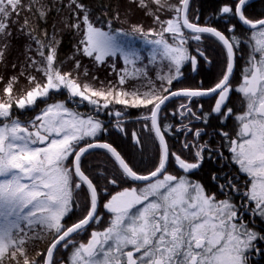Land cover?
<instances>
[{"label": "snow or ice", "instance_id": "snow-or-ice-1", "mask_svg": "<svg viewBox=\"0 0 264 264\" xmlns=\"http://www.w3.org/2000/svg\"><path fill=\"white\" fill-rule=\"evenodd\" d=\"M130 2L144 9L160 26L159 32L151 30L159 37L151 43L159 46L161 58L169 61L168 72L157 77L161 82L159 87L144 70L137 69L131 74L122 70L120 86L129 78L139 79L137 72L147 78L150 87L142 94L139 88L128 91L111 83L97 89L81 84L79 77L71 72L60 71L55 61L60 44L58 33L63 29H57L54 22L49 33L46 25L50 14L60 15L64 10L63 0H53L52 4L42 0L27 3L0 0V40L4 41L0 62L4 61L8 48L10 24L18 23L13 16L18 18L20 12L26 11L36 22L25 16L19 30L37 45L40 57L39 60L28 57V67L44 77L41 82L36 76L27 75L30 87L14 95L13 86L19 78L13 76L0 97V264H4L5 258L10 264H251V254L264 255V248L258 246L264 242V232L245 222L242 216L247 208L252 217L264 220V17L251 19L246 15L250 0H231L218 10L255 30L248 40L250 50L242 80L234 87L235 59L242 44L235 34V25H230L227 29L230 35H225L216 27L195 22L199 17L189 18L190 0ZM66 7L69 16L62 17L60 22L65 29L80 35L78 53L98 63L120 53L126 63L135 65L138 54L118 43L120 30L112 29L111 21L107 22L109 30L105 31L90 19L89 9L81 0H68ZM162 13H171V18L161 20ZM115 18L119 19V14ZM41 22L45 27H40ZM133 32H143L142 26L134 25ZM166 33L171 34L172 43L165 38ZM205 34L214 37L226 50L220 76L208 88L174 90L173 82L183 77L184 64L190 62L193 70L197 64V57L187 47L188 41L200 42ZM31 49L29 44L28 50ZM196 52L211 63L199 47ZM80 68V62L75 60V69ZM87 74L85 69L84 75ZM64 90L68 94L66 100L52 101L53 95ZM233 92L240 94L238 114L228 106ZM205 96L214 97V105L204 112L203 105L197 103L201 110L198 115L193 110V101ZM176 97L184 98L185 102L172 115L189 121L180 130L192 133L193 140L182 144L183 151L193 150L191 159L170 152L162 130L171 128L161 124L162 106ZM68 100L77 104L87 102L97 112L109 109L110 105L146 108L148 114L143 119L148 123L144 128L159 141L152 169L142 174L112 144L94 142L97 134L105 131L103 121L70 108ZM38 101L45 107L33 120L24 121L13 110L14 105L19 110L33 109ZM213 114L222 121L235 117L238 125L235 138L223 129L217 134L224 142L221 147L231 153L228 159L246 177L241 186L238 176L213 174L212 179L218 182L217 188L224 199H218L191 178L206 154L208 158L214 154L224 159L219 149L213 153L211 145L200 143L204 129L189 127L193 120L207 124ZM114 115L121 117L124 112L118 110ZM133 136L140 145V138L135 133ZM97 148L105 150L113 167L108 170L97 165L93 169L89 164L86 172L83 160ZM170 158L181 174L168 171ZM99 180L105 181L102 189L98 188ZM136 182L144 183L138 186ZM124 184L129 186L111 194L102 204L110 214L106 226L91 230L86 241L78 239L92 225L101 223L100 191L107 192L108 185ZM233 194L243 199L237 203ZM77 207L81 208V215L69 223L68 218ZM49 237L46 252L36 254L42 261L30 259L26 247L29 241H44ZM59 249L70 252L66 262L57 258Z\"/></svg>", "mask_w": 264, "mask_h": 264}, {"label": "trees", "instance_id": "trees-1", "mask_svg": "<svg viewBox=\"0 0 264 264\" xmlns=\"http://www.w3.org/2000/svg\"><path fill=\"white\" fill-rule=\"evenodd\" d=\"M262 0H259V3ZM25 3L28 2V0H24ZM43 3L46 4H52L53 0H42ZM83 4H85L89 9L90 19H92L95 23H97L98 26H101L105 28L106 30H109L107 27L108 20L111 21V28L115 30H120V33L123 35V37H143V38H156L157 35L153 34L151 30H155V32L160 31V26L154 22L153 18L149 15H146L145 12H141L138 9H134L133 11H130L131 5L129 4V7H126L125 2L123 0H81ZM172 3H176L177 0H171ZM68 3V0H63L64 10L61 12L60 15H56L55 13H52L49 15V18L47 20V29L49 33L53 31L52 25L55 22L57 29H63V31H60L58 33V39H60L59 48L57 51V57L55 64L59 65V68H75V60H78L80 62L81 68L78 69L79 71L87 69L89 72H87L89 78H92L93 72L96 70L97 66L104 64V63H97L93 60L91 57L84 56L82 53H78L76 51V46L79 43L80 35L76 33L75 30H68L64 28V24L61 23L62 17L69 16L68 9L66 7ZM231 3V0H191L190 4V14L189 17H196L197 13L199 11V8L201 7V12L203 15H211V13L214 12L215 9H218L221 5ZM122 5V11L123 14L127 12L128 15H131L132 17H136L135 21L139 20L142 21L143 24L149 23L150 30H144L142 32H133V28H131L130 24L131 21L128 22V25H125L123 23H120V17L118 21H113V15H115L116 10H118ZM57 7H61V5H56ZM27 16L28 19L32 20L33 23L36 22V18L26 11H22L19 14V17L17 18L15 15L13 16V20H18V22H22L24 20V17ZM98 18V19H97ZM171 18V13H162L161 14V20H166ZM133 23V22H132ZM20 26L19 24H15V27ZM152 26V27H151ZM40 27L43 28L45 25L43 22H41ZM242 29L244 27L240 26ZM126 33V35H125ZM17 38H20L19 41L24 43L26 45L24 50H20V55L15 58H8V60L12 59V64H10L7 68V72L12 73H18L19 79L25 81L27 83L26 76L31 74L35 76V73L33 74V71H35L33 68L28 67V57H33L37 52L36 48L37 45L33 43L32 41L28 40L26 35L22 32H19L18 34L15 33ZM131 37V38H132ZM159 38V37H158ZM165 38L170 40L171 36L170 34L166 33ZM32 45L31 51L28 50V45ZM210 44H207L209 46ZM188 48L190 49V54L196 56V43L192 40L188 43ZM215 51V50H214ZM212 49H209V52H214ZM38 54V53H37ZM71 57H75L74 59H71ZM34 58V57H33ZM37 60L40 59L39 55L35 58ZM110 60V61H109ZM120 62L124 66L119 72L116 69L114 72L117 74V77L119 78L120 75L123 74L122 70H127L128 73H133L135 70H144L147 73V77L151 78V80L154 82V70L161 69L160 66L164 67L165 65L168 66V60L160 58H156V60H152V57L150 54L145 53L144 57L136 59L135 65L128 64L125 62L124 58L113 56L111 59H108L107 64L111 66V62ZM15 65V67H13ZM72 65V66H71ZM71 66V67H70ZM166 67V66H165ZM188 74L187 76L182 77L179 81H174L172 88L179 89L182 87L185 88H197L203 86V88H208L214 85L213 83V75L212 71L206 70V74L204 75L203 82L200 81L198 73H196V69L193 70L192 65L190 62H188ZM115 68V66H114ZM117 68V67H116ZM72 70L73 69H68ZM155 70V71H156ZM21 71H24V75H20ZM183 75L184 72L187 71V68H183ZM37 72V71H36ZM76 72V71H74ZM137 76H139V79H127V82L125 83L124 88L127 90H133L134 88H139L140 93L149 90L148 80L143 75H141L139 72L136 73ZM2 75V74H1ZM7 77L5 78V76ZM84 75V73L82 74ZM9 76V77H8ZM11 78L8 73H4L2 75V81H7ZM0 80V84L2 81ZM211 98H197L193 101L192 107L193 110L199 115L200 109L196 107L197 103L203 105V111L208 112L212 108V104L210 102ZM185 102L184 98L179 97L174 100H171L169 103H167L162 108V115H161V124L162 126L171 125V128L163 127L162 130L165 132V138L169 145L170 152H176L178 154H181L184 158L191 159L192 151L193 150H182V144L185 140L192 141L193 136L192 133H185L181 131V125L182 124H188L189 121L187 119L181 118L179 115L173 116L172 113L179 110V105L181 103ZM74 106V105H73ZM76 107V106H75ZM78 109L83 114H91L94 115V111L92 110V107L89 106L88 103H84L83 105L78 106ZM122 110L124 112V115L121 117H116L114 115L115 111ZM30 111L32 114V110H27V112ZM96 112V111H95ZM23 112H17L16 115L20 116V118L23 117ZM100 113L101 121L104 123L105 131L98 133L97 137L94 141H104L107 143L112 144L114 147L117 148V150L121 153V155L126 159L127 162L130 163L131 166H133L138 172L142 174H146L150 169H152L153 165L156 162V158L159 152V141L158 138L155 137L153 132H149L144 128V124L148 123L143 119L145 115L148 114V111L144 107L140 108H131L126 107L123 105H110L109 109H102ZM96 116V115H94ZM213 115L209 117L208 123H202L199 120H193L191 124H189V127L192 128H202L204 129L203 135L200 138V143L207 142L212 147V127H213ZM29 118H31V115L29 114ZM117 120L120 121V125H117ZM122 129V130H121ZM133 133L137 137L140 138L141 144L137 145L136 140L133 136ZM186 154H185V153ZM83 163L85 165V171L88 172V165L90 164L93 169L97 168V165H100L101 168H107L108 170H111L113 167L112 161L108 154H106L105 150L103 149H94L91 150L90 154H87L86 158H84ZM176 171L179 174H181L175 164L171 161L169 168H171ZM214 161L211 156V158H208V155L206 154V158L204 159L201 167L199 170H196L192 176H194L200 183H202L206 190H208L211 193H214V187L212 186V175L214 172ZM175 174V173H174ZM94 183H97V181L94 180ZM144 182H136L137 185H143ZM105 185V181L99 180L98 181V188L102 189ZM128 184L124 185H118V186H111L108 185V191L107 192H114L120 190L122 187H127ZM104 191H100V196L108 195ZM101 201V200H100ZM103 202V200H102ZM30 249V248H29Z\"/></svg>", "mask_w": 264, "mask_h": 264}, {"label": "flooded vegetation", "instance_id": "flooded-vegetation-1", "mask_svg": "<svg viewBox=\"0 0 264 264\" xmlns=\"http://www.w3.org/2000/svg\"><path fill=\"white\" fill-rule=\"evenodd\" d=\"M223 5H221L218 9H215L214 12L211 13V15H206V16L203 15L200 7L197 13L199 19L195 22L201 25H209L212 27H216L219 31L223 32L225 35H230L227 29L230 25H235L236 28L235 34L239 36L242 41L241 47L239 48L238 54L235 59L236 62H235L234 75H233V86L237 87L239 82H241L242 80V73L244 68L246 67V62L248 59V54L250 50L248 40L251 37L252 32L255 30L246 28L241 22H239L237 17L220 14L218 10ZM246 15L251 19L264 17V0H262L260 3L259 0L250 2V6L247 8ZM189 18L193 19V17H189ZM240 26L244 27V29H242ZM194 42L196 43L195 49L199 47L201 51H203L205 55L211 60V63L205 62L204 57L200 56L196 52L197 64L195 69H196V73H198L199 75L200 81L203 82L204 75L206 74L205 73L206 70L207 71L211 70L214 79L213 83H215L224 68L225 59H226V50L224 49V47L220 42H218L214 37L208 34H205V37L203 38L202 41L200 42L194 41ZM207 44L210 45L207 46ZM209 49L215 51L209 52ZM187 65L188 62L185 63L184 68H187V72H188ZM184 76H187L186 71L184 72L183 77ZM203 98H211L210 102L213 107L215 102L214 97L205 96ZM228 106L232 107L234 112L238 114L241 111L240 94L233 92L230 96V101ZM212 118H213V127H212L213 153H215L216 150L219 149V151L223 152L224 154V159H220L219 156L217 155L214 154L212 155L215 165L213 174H219L223 176L224 173H228L233 176H238L239 177L238 182L241 186H243L246 177L243 173L238 172L239 166L236 165L233 161H230L228 159V157L231 156V153L228 151L226 147H221V144L224 142L221 140V137L217 134L221 129H223L224 131L229 132L230 136L235 138V134L238 131V125L237 122L235 121V117L233 116L227 121H222L216 114H213ZM191 178L193 180H197L194 176H191ZM217 183H218L217 181H214L212 179V184H213L212 186L214 187V193L217 195L218 199H224L225 196L223 193L219 192L217 188ZM233 197L235 199V202L237 203H239L240 200L243 199L242 197H239L238 194H233ZM99 213L101 215V219L105 221L107 219V213H108L107 210L104 209L103 211H99ZM103 216L105 218H102ZM242 216L245 222H251L257 230L264 232V220L252 217L251 214L248 212L247 208H245ZM102 223L103 222H101V224ZM258 246L264 248V242H261ZM69 255L70 253L68 251L60 249L57 253V258L64 260L66 262ZM249 259L251 264H264V255H260L259 253L251 254Z\"/></svg>", "mask_w": 264, "mask_h": 264}, {"label": "rangeland", "instance_id": "rangeland-1", "mask_svg": "<svg viewBox=\"0 0 264 264\" xmlns=\"http://www.w3.org/2000/svg\"><path fill=\"white\" fill-rule=\"evenodd\" d=\"M123 2H125L126 7H129L130 6L129 4H133L132 2H130V0H123ZM122 9L123 8H122V5H121V7L118 10H116L115 15L112 16L113 17V21H118V19H116L115 17H116L117 14H119L120 23H123V24L129 26L128 22L131 21V24H130L131 28H133V26L136 25V26H142L143 31L144 30H147V31L150 30L149 23L143 24L142 21H139V20L135 21L136 17L134 18L131 15H128L127 12L123 14ZM134 9H138V10H140L143 13L145 12V10L140 8V7H138L137 4H136V6H134V4L131 5V8L129 10L133 11ZM127 19L130 20V21H128ZM108 21H110V20H108ZM22 23H23V21L22 22H18V23L10 24L11 36L8 37V39H7L8 48L5 50L4 61L0 62V77H2L3 72L6 73V74L8 73V75H10L11 77H13V76H17L18 77L19 76L18 73H12L11 74V72H7V68L6 67H8L10 64H12V59L8 60L7 57L8 58L9 57L10 58L18 57V55H20V53H19L20 50H24L25 47H26V45L24 43L19 41L20 38H17V36L15 34V33L18 34L19 32H21L19 30V26L15 27V24H19L20 25ZM104 30L108 31L105 28H104ZM170 36H171V34H170ZM131 37H129V38L123 37V35L120 33V35L118 36V43L120 45H122L126 50H130V51L136 52L138 54V56H139V59L144 57L145 53L150 54L151 57H152V60H153V55L155 54L154 61L156 60V58H160L161 57L160 56V48H159V46L151 43V41L159 39L158 37H156V38H147V37L146 38H143V37H141V38L140 37H138V38L132 37L131 38ZM168 41H169V43L173 42L171 38ZM190 41H192V40H189L188 43ZM3 43H4V41L0 40V50H2ZM187 47H188V45H187ZM189 52H190V49H189ZM37 55L38 54L36 53L33 57L36 58ZM115 56L124 58L123 55H121L120 53H117ZM111 57H113V56H111ZM111 57L106 58L105 61L103 62L104 64H101V65L97 66L96 70L93 72L92 78L87 77L88 75L87 76L86 75H82L84 73V70L79 71L78 69H75L74 67H71L72 65L70 66L71 68H66V69L65 68H60V71H62V72H71L73 76H78L79 77V82L81 84H89L92 87L97 88V89H99L101 87H106L107 85H109V83H111L112 85H115L118 88L122 87L123 89L127 90L126 88H124V87H126L125 85L120 86L118 84L119 78L117 77V74H115V72H114L116 69L119 72L124 66L122 65V63L116 62V61L111 62L110 63L111 66L108 65L109 64V63L107 64L108 59L109 58L111 59ZM168 65H169V62H168ZM114 66H115V68H114ZM165 66L164 67L160 66L161 69L156 70V68H155L156 71L154 70V74H153L154 75L153 77L155 79L154 83L156 84L157 87H159V85L161 83L157 79L158 75H164V74H166L168 72V66L167 65H165ZM183 68H184V66H183ZM68 69H73V71L72 70H68ZM74 71H76V72H74ZM87 72H89V71L87 70ZM34 73H35V76H36L37 80H40L41 82H43L44 77L42 76V73L33 71V74ZM186 73L188 74L187 71H186ZM6 77H7V75L5 76V78ZM8 81L6 79V80L2 81V83L0 84V97L4 96V88L6 87ZM29 87H30L29 81H27V83H26L25 81L18 80L17 82L14 83L13 94L14 95L22 94L23 91H26ZM201 87H203V86H201ZM182 88H185V87H182ZM128 91H132V90H128ZM67 96H68L67 91L64 90L58 95H53L52 101H64V100L67 99ZM52 101H50V102H52ZM84 103H87V102H81V103L77 104L76 102H74L72 100H68V106L70 108L76 110V111H79V112H80V110L78 109V106L81 107V105H83ZM89 106L92 107V110L94 111V115L100 116L99 112H101L102 109L100 111H98V112L97 111L95 112L94 107L92 105H90V104H89ZM44 107H45V105L38 101V105L35 108L31 109L33 114L30 111L27 112V110H19L15 105L13 106V110H14L15 114L17 112H23L24 114H23V117L21 119L24 120V121H29V120H33L36 115H39L40 114V110L42 108H44ZM29 114L31 115V118H29ZM86 115H89V114H86ZM98 118L101 120L100 117H98ZM88 139H93V138H88ZM170 162H171V158H170ZM169 166H170V163H169ZM168 171L170 173H172V174L175 173L176 175H178V173L176 171H174L172 169V167L168 168ZM138 186H140V185H138ZM141 186H143V185H141ZM116 191H114V192H110L109 191V192H106V193H108V195L105 193L106 195L100 196L101 206L98 208V212L104 210V208L102 207L103 202L104 201L106 202L107 199L110 198V195L114 194ZM102 200H103V202H102ZM80 215H81V208H79V207L75 208L74 212L70 214V218H68V222L71 223V222L77 220L80 217ZM102 218H105V217L103 216ZM108 218H109V213H107V219ZM107 219L105 221H107ZM105 221H103L101 219V222H103L102 224L100 223V224L92 225L90 227V229H89V232L83 233L80 237H78V239H80L82 241H86V239L88 238L89 233H90L91 230H93V229L102 230L106 226ZM98 226H100V227H98ZM26 231H27V229H26ZM50 239H51V237H49L47 240H44V241H40V240L29 241V243L26 246L27 250H28L29 258L30 259L31 258H35L38 261H42V257L41 256H37L36 254L38 252H40V253L46 252V249L48 247ZM4 264H10V262L7 260V258H5Z\"/></svg>", "mask_w": 264, "mask_h": 264}, {"label": "water", "instance_id": "water-1", "mask_svg": "<svg viewBox=\"0 0 264 264\" xmlns=\"http://www.w3.org/2000/svg\"><path fill=\"white\" fill-rule=\"evenodd\" d=\"M253 1H255V0H250V2H253ZM190 3H191V0H190ZM246 28H248V29H250L247 25H244ZM235 62H236V60H235ZM234 68H235V66H234ZM176 98H178V97H176ZM173 99H175V98H173ZM173 99H171V100H173ZM171 100H169L168 102H170ZM168 102H166V104L168 103ZM164 106H162V108H163ZM166 139V138H165ZM94 142H96V141H94ZM98 142H104V141H98ZM105 143H107V142H105ZM97 149H99V148H97ZM94 150V149H93Z\"/></svg>", "mask_w": 264, "mask_h": 264}]
</instances>
